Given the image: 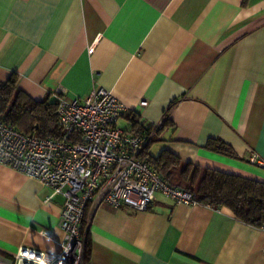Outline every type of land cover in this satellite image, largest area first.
<instances>
[{"label": "crops", "instance_id": "obj_1", "mask_svg": "<svg viewBox=\"0 0 264 264\" xmlns=\"http://www.w3.org/2000/svg\"><path fill=\"white\" fill-rule=\"evenodd\" d=\"M11 74L34 100L102 87L127 107L117 126L129 132L172 106L145 157L165 150L264 181L248 162L264 158V0H0V80ZM210 139L232 155L207 149ZM50 193L0 163L1 254L61 251L64 199ZM88 219L87 263L264 264V223L224 205L158 194L144 211L89 205Z\"/></svg>", "mask_w": 264, "mask_h": 264}, {"label": "built area", "instance_id": "obj_2", "mask_svg": "<svg viewBox=\"0 0 264 264\" xmlns=\"http://www.w3.org/2000/svg\"><path fill=\"white\" fill-rule=\"evenodd\" d=\"M126 111L110 91L93 87L82 99L58 97L61 138L23 133L0 118V163L48 186L51 193L46 200L54 195L64 199L58 221L63 231L61 251L20 246L12 255L0 253V264H94L85 260L89 205L144 211L158 194L175 204H196L189 191L170 185L141 156L164 116L129 132L117 126ZM248 162L264 167V158L254 151ZM42 233L49 237L47 230Z\"/></svg>", "mask_w": 264, "mask_h": 264}, {"label": "trees", "instance_id": "obj_3", "mask_svg": "<svg viewBox=\"0 0 264 264\" xmlns=\"http://www.w3.org/2000/svg\"><path fill=\"white\" fill-rule=\"evenodd\" d=\"M57 103L58 97L46 96L40 100L31 98L18 88L16 74L0 80V118L4 117L23 133L61 138L62 130L56 116ZM171 107L165 111L162 127ZM133 122L134 129L138 121ZM161 128L157 129L156 133ZM205 147L223 155H232L222 142L215 139L208 140ZM143 152L144 150L141 156L170 185L189 191L196 203L213 207L224 205L230 208L239 220L256 225L264 223V181L181 162L165 150L156 156L148 157H145Z\"/></svg>", "mask_w": 264, "mask_h": 264}, {"label": "rangeland", "instance_id": "obj_4", "mask_svg": "<svg viewBox=\"0 0 264 264\" xmlns=\"http://www.w3.org/2000/svg\"><path fill=\"white\" fill-rule=\"evenodd\" d=\"M122 122L123 121H121V120L117 121V125L121 126Z\"/></svg>", "mask_w": 264, "mask_h": 264}]
</instances>
